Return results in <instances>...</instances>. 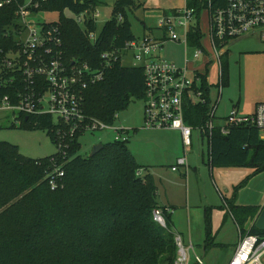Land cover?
I'll use <instances>...</instances> for the list:
<instances>
[{
  "label": "trees",
  "instance_id": "trees-1",
  "mask_svg": "<svg viewBox=\"0 0 264 264\" xmlns=\"http://www.w3.org/2000/svg\"><path fill=\"white\" fill-rule=\"evenodd\" d=\"M186 2L200 7L198 0ZM97 3L42 0L36 11L38 15L58 12L57 20L39 19L46 26L58 27L68 64L86 63L101 71L100 80L87 83L82 108L88 116L110 124L131 100L142 98L144 75L140 66L106 63L101 57L104 52H120L126 41L135 38L125 12L133 8V0H115L111 17L98 31L92 18ZM64 9L76 17L65 16ZM80 15L84 17L82 25L76 20ZM12 18V10L0 8V46ZM92 31L96 35L90 39L88 33ZM189 40L190 45H197L194 30H190ZM220 61V83L225 85L227 51ZM200 81L205 101L185 102L184 120L206 135L211 102L206 78L202 76ZM19 125L45 129L53 141L55 123L48 115L22 117ZM102 145L92 156L82 155L77 135L64 148V155L56 150L49 156L32 158L20 153L17 145L0 141V264H173L175 235L166 210V227L152 217V210L159 205L157 186L146 172L148 166L136 161L127 142L112 140ZM207 155L211 167L264 169V142L259 130L249 124L230 125L226 134L215 126L210 131ZM54 165L63 171L61 176L54 174ZM138 169L144 173L138 175ZM51 176H55L53 188ZM228 206L240 232H244L243 224L257 214L258 208L232 201ZM249 232L260 231L252 226Z\"/></svg>",
  "mask_w": 264,
  "mask_h": 264
},
{
  "label": "built area",
  "instance_id": "built-area-1",
  "mask_svg": "<svg viewBox=\"0 0 264 264\" xmlns=\"http://www.w3.org/2000/svg\"><path fill=\"white\" fill-rule=\"evenodd\" d=\"M41 1L0 0V8L12 10L13 15V23L9 24L10 30L3 35L0 46V92H3L0 93V109L17 113L18 119L42 115L52 117L55 123L51 129L53 142L61 155L65 154L64 148L70 140L77 135L80 138L87 132L109 130L113 135L112 140L127 142L129 133L135 130L133 127L118 125L115 121L109 124L85 113L82 108L83 91L87 83L100 80L102 73L86 63L66 62L58 27L46 26L39 19L36 10ZM198 1L199 8L186 2L183 7L164 14L154 31L151 28L140 38L126 41L120 52L112 50L101 54L106 63L121 62V55L127 54L132 62L129 66L142 67L144 104L141 128L178 130L184 147L192 144L193 132L199 137L203 136L209 145L210 131L215 127L214 120L221 93L219 77L218 99L211 103L205 124L208 134L202 135L203 130L193 128L185 122L184 103L189 100L205 101L203 91L195 85V80H201L203 75L194 68L193 76L188 75V47L197 48L192 52L195 59L200 56H207L209 62L215 59L220 67V75V57L225 52L228 39L257 32L264 46V0ZM202 8L208 11L210 54L200 44L198 14ZM97 15L98 12L94 11L92 18ZM76 20L84 23L82 15ZM190 30L198 35L196 46L190 45ZM94 32L88 33L90 39L95 37ZM167 41L182 43L184 60L181 65L153 55ZM191 96H196L197 100H193ZM116 117L117 114L114 115L115 119ZM239 124L256 127L261 141L264 142V101L258 103L254 112L249 115H239L234 108L231 109L219 129L222 134H226L228 126ZM179 166H187L184 156L178 157L171 169L176 170ZM53 171L56 177L63 173L56 165L53 166ZM141 171L138 169L136 173L141 175ZM50 183L52 188L56 187L55 176H51ZM163 210L170 209L156 207L152 210V217L160 226L166 227ZM257 215L247 230L240 232L238 228V241L228 264H264V230L249 232L252 226L255 227ZM174 241L176 257L173 264H188V253L193 250V246L191 243L184 244L179 235L174 236ZM194 260L196 264H202V258L195 253Z\"/></svg>",
  "mask_w": 264,
  "mask_h": 264
},
{
  "label": "rangeland",
  "instance_id": "rangeland-1",
  "mask_svg": "<svg viewBox=\"0 0 264 264\" xmlns=\"http://www.w3.org/2000/svg\"><path fill=\"white\" fill-rule=\"evenodd\" d=\"M97 1L98 3L94 11H97L98 15L95 16L94 20L98 31L102 27L103 23L111 17L112 7L115 0ZM133 2V8L125 9V12L130 25V30L136 38H140L142 36L145 28H152L154 30L164 14L169 13L175 8L183 7L186 4V0H133ZM62 13L67 17H76L68 9H64ZM38 16L42 20L50 22L57 20L58 12L44 11L39 12ZM198 18V25L201 31L200 44L201 47H203V49L210 54L211 44L209 38V21L207 9H200ZM79 25H82V23L79 22ZM94 33L96 34V32ZM227 47L230 57L236 54L234 56L236 57L235 61L238 60L237 57L239 55L241 56L240 51L242 52L246 49L256 51L263 50V44L251 36L230 38L228 39ZM196 49V47H188L186 50L187 56L189 58L187 67L188 75L190 77L193 76L192 69L194 68V70H196L198 73L205 76L206 83L209 87L208 97L212 100V103H214L218 97L217 83L219 81L220 67L215 59L209 62L207 56H200L198 59L193 58L192 52ZM153 55L160 59L170 60L181 65L184 56L183 45L179 42L167 41L164 43L161 49L155 50ZM120 58L123 65L129 66L132 64L131 58L130 56H127V54H122ZM261 58L262 56H257V54L244 56L241 89H238L236 85L234 90L229 93V95L234 94L235 100L239 93L244 95L245 92H249L254 87L258 73L260 70H262V66L264 64ZM206 61L209 63L205 64L204 62ZM200 83V78L195 80L196 86H199ZM227 87L228 86H223L221 91L222 95L220 94V99L216 109V116L222 118L214 120V123L220 122L221 124H224L223 117H225V92L228 91ZM191 98L193 100H197L196 96H191ZM143 104L144 101L142 98L131 100L124 109L117 112L115 123L125 127H130L133 125L139 128L143 123ZM27 118L28 117H25V119ZM17 121H20V119L17 118V113H12L10 110L8 111L0 109V141H7L11 144L17 145L20 153L32 158H41L56 152V146L47 133V130L21 126ZM162 135H164L166 138L170 136L168 134ZM157 137H161L160 132L138 129L135 131V134L132 135L130 140L127 141V146L130 152L136 157L138 162L144 164L156 162L155 160L157 159L155 155L152 154V152H161L158 146ZM112 138V132L109 130H101L92 133L87 132L81 135L79 138L81 145L79 152L82 155H88L94 143L111 141ZM204 149L205 146L203 145L202 150ZM197 150L198 147L192 133V146L189 147V151L187 153V159L190 163V167H188L186 170L187 176L179 178V182L183 186L187 185L189 189L192 187L194 188V191L199 188L202 192V185L205 183L207 190L210 183V177H213L216 187L221 191L222 194L225 195L226 198L230 199L235 195V202L238 204H256L264 206V169L255 171V169L251 166H222L213 167L212 171H208L206 164V152H203V162L197 164ZM194 166L200 167L198 172L196 169L194 170ZM182 169L185 170V168ZM151 171L155 178L156 184H158L160 188L162 187L163 183L167 184V180L170 178V175L167 174L169 171L166 170V168H163L162 170H155L152 168ZM215 196L216 198L212 196V200L220 204V197H218L216 193ZM228 219L229 220L226 221L222 226L219 221H214L213 224H215V227L212 231V235L214 236L215 243L206 250V255L202 254L201 248L199 247L201 246L202 239L201 241H196V239L199 240L204 226H200L195 229L192 244L195 246V252L202 255V264H222L224 260L226 264L230 259V245L226 243H230L231 241L233 242L237 239V231L231 218L229 217ZM198 229L200 230L197 232ZM217 242H225V246L217 244ZM183 243L189 244L186 243L185 240ZM188 254V264H195L194 250H190Z\"/></svg>",
  "mask_w": 264,
  "mask_h": 264
},
{
  "label": "crops",
  "instance_id": "crops-1",
  "mask_svg": "<svg viewBox=\"0 0 264 264\" xmlns=\"http://www.w3.org/2000/svg\"><path fill=\"white\" fill-rule=\"evenodd\" d=\"M150 30H151V28L150 29L145 28L142 36L147 34ZM152 31H154V30H152ZM241 36H243V37L244 36H251L253 38H256L259 42H261L260 37H259L257 32L245 34V35H241ZM241 36H238V38ZM235 38H237V37H235ZM227 45H228V41L225 45V51H227V69H228V77L227 78L228 79H227V82L225 85H221V91H222L223 86H228L227 87L228 89L226 88L228 91L225 92V117H223V119H225V120H226L227 114L233 108L236 110V112L239 115H249V114H252L254 112L255 107L258 103L264 101V74H263L264 64L262 66V70H260V72L258 73L254 87L249 92H247L248 94L246 92L244 95L239 93L236 100L234 99L235 98L234 94L229 95V93L234 90V87H236V85H237L238 89H241L242 76H243L242 75V67L244 64V62H243L244 56L245 55H251V54H257V56H262L261 59L263 60V63H264V46H263L262 51L249 50V49H246L242 52L240 51L241 56L239 55L237 57L238 60L235 61L236 57H234V56L236 54H234L233 56L230 57L228 54L229 50H228ZM183 60H184V56H183L182 62H183ZM219 77H220V75H219ZM231 83H233V84H231ZM219 99H220V96H219ZM210 102L212 103L211 99H210ZM219 118H222V117L216 116L215 120L216 119L218 120ZM221 125H223V124H221L220 122L215 123V126H221ZM130 127H133L135 130L133 132L129 133L128 141L130 140L132 135L135 134V131H137L138 129L147 130V129L141 128V126L139 128L136 126H133V125ZM148 131H150V130H148ZM151 131H156V132L161 133V137H157L158 146H159V149L161 150V152H157V153L152 152V154H154L156 159H157V160H155L156 162H151V164L140 163V162H138L136 157L134 155L133 156L135 157L136 161L139 164L148 166V169L146 172L151 174L154 181H155V178H154L153 173L151 171L152 168H154L155 170H162L163 168H166V170L169 171V173H167V174L170 175V178H168L167 184L163 183L162 187L160 188L158 186V184H156V182H155V184L157 186L156 201L160 207L170 209L169 211H167V213L169 214L170 227H171L172 231L174 232V235H179L182 240L183 239L185 240L186 243H191V245L193 246L194 253L199 255L202 258V255L195 252V248H194L195 246L192 244L193 243L192 241L194 239L195 229L200 227V226H204L202 229V234H201L199 240L196 239V241H201V239H202L201 246H199V247L201 248L202 254L206 255V250L212 244L215 243L214 242L215 241L214 236L212 235V231L215 227V224H213L214 221H219L221 223V226H222L223 224H225L226 221L229 220L228 218L230 217L231 220L233 221V223L236 227V231H237V239L234 240L233 242L231 241L230 243H228V242L226 243V244L230 245L229 256L231 259L233 252H234L235 245H236V243L238 241V237H239V231H238L239 226L235 222V219L232 217V215L229 213L228 201H232V203L235 205H253V206H256L258 208L257 213L261 209H263L264 206H260V205H256V204H238L235 202V195L230 199L226 198L225 195L222 194L221 191L216 187L215 180L213 179V177H210V183H209L207 190H206V184L204 183L202 185V189H203L202 192L200 191L199 188H197L196 191H194V188H192V187H191V189H189V187L187 185L183 186L179 182V178L187 176L186 170L188 167H190V163L188 162V159H187V153L189 151V147H191L192 144L189 147H184L182 144V141H181L180 132L178 130L155 129V130H151ZM162 134H168L170 136L168 138H166ZM259 134H260V132H259ZM193 135H194L197 147H198V150L196 152V159H198L197 164L203 162V160H204L203 159V155H204L203 152H206V156H207V163L206 164L208 167V171H210V170L212 171V168L217 167V166L211 167L209 165L208 155H207L209 145H208L206 139L203 136L199 137L196 132H193ZM203 145L205 146L204 150H202ZM180 156L185 157L187 166H185V167L179 166V167H177L176 170H172L171 169L172 165L175 164L176 159ZM182 168H185V170H183ZM199 168H200L199 166H197V167L194 166V170L196 169L197 172H198ZM182 171H184V172H182ZM141 172H142V174L144 173L143 170ZM215 193H216V195H218V197H220V200H221L220 204L218 202H214L212 200V196L214 198H216ZM193 209H194V211H193ZM207 215H208V222L206 224V216ZM253 218L247 219V221L243 224L242 228L244 230H247L249 228L250 223H251ZM200 229H198L197 232ZM199 234H200V232H199ZM217 244L225 246V242H217ZM229 260H228V262H229ZM228 262L226 264H228ZM222 264H225V260L223 261Z\"/></svg>",
  "mask_w": 264,
  "mask_h": 264
},
{
  "label": "water",
  "instance_id": "water-1",
  "mask_svg": "<svg viewBox=\"0 0 264 264\" xmlns=\"http://www.w3.org/2000/svg\"><path fill=\"white\" fill-rule=\"evenodd\" d=\"M102 146H103L102 143H94L92 145L90 152L88 153V156H92L94 153L99 151L102 148ZM255 227L261 231L264 230V208L258 212L256 221H255Z\"/></svg>",
  "mask_w": 264,
  "mask_h": 264
}]
</instances>
